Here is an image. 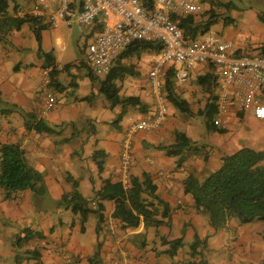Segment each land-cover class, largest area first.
Instances as JSON below:
<instances>
[{
    "label": "crops",
    "instance_id": "1",
    "mask_svg": "<svg viewBox=\"0 0 264 264\" xmlns=\"http://www.w3.org/2000/svg\"><path fill=\"white\" fill-rule=\"evenodd\" d=\"M22 1L13 0V2H9L8 15L10 17L32 16L35 8L32 12L23 14L21 10ZM256 1L259 2L260 6L264 5V0ZM50 2L53 11L59 9L60 0H50ZM15 6H18L17 13L14 11ZM253 10L252 12H255ZM256 13L254 14L256 22L264 25L260 20V16L264 18V15L259 12ZM63 24L54 29L49 20L43 18L36 24L26 23L20 31H13L8 34L5 40H0V110L9 111L7 114L0 115V157L3 145L21 147L25 152L28 165L43 179V187L40 190L19 193L17 198L12 199L13 202L10 203L15 204L17 202L19 204L17 209L22 210L31 201L37 210L32 213L33 219L35 215L41 217V221L36 227L39 229L34 231L29 228L33 233H41L44 238L25 246L31 250L35 247L40 249L41 264H68V257L71 258L70 264H188L191 261L196 264H201V262L217 264L219 261H223V264H264V223L261 222L242 225L237 219L230 221L226 227V234H229L228 239H226V252L223 249L219 250L218 245H213L210 248L207 241L208 247H205V250H208L207 254L202 253L194 259H190V246L187 247V245L194 242L196 235L200 239L206 240L207 238L204 239L206 233L199 231L198 234H195L193 232L186 237H178L177 234L172 235L173 229L186 226V221L197 222L198 225V218L206 220L205 215L199 217L192 195L185 191V183L189 176L194 175L199 181H203L221 168L223 158L229 154L221 152L214 156V153L207 150V145L202 147L197 145L188 151L189 155L184 165L180 169L177 168V159L169 157L162 147L166 148L174 143L176 133L180 132L175 126L180 124L182 120L179 119L178 115L187 113L189 109L184 112V110L176 108L167 99L168 94L165 86L168 80L172 81L175 84V94L181 100L186 101L189 106H191L189 100H195L199 105V114L206 117L205 111L209 98L206 88L201 82L205 77L210 78V74L214 71L215 68L210 65L192 70L188 85L184 86L185 89L179 88L171 73L168 75L171 70L174 73V67H168L164 76V92L169 111L167 121L159 130L138 133L133 140L131 176L137 179H141L144 175L150 176L158 198L170 208L169 219L165 220L166 224L146 228L142 222L137 228L126 229L120 220L113 218L116 210L115 201L99 202L94 200L95 202L91 204V209L96 211L100 207L99 203H101L103 207L101 224L98 216L94 214L95 212L84 223L80 216L74 215L71 210L60 206L64 195L70 194L74 190L73 184L68 181L69 176L79 183L78 190L85 199H94L95 192L103 187L106 180L120 181V154L126 129L131 123L151 119L154 115L156 99L151 92L149 71L153 61L159 57V53L147 51L137 61L136 64L139 65L142 58L146 54L149 55V64L146 65L144 72L145 82L136 80L140 77L138 74L136 77L127 78L123 82L119 81L122 85H127L128 91L126 95H121L122 92H120V96L135 97L141 102V105L122 107L121 113L129 117L122 136L112 137L110 145L103 146L97 132L93 138L94 141L89 143V152L83 149L79 155L74 150L72 152V146L76 147L74 142L79 138L77 135L71 134L67 130L70 129L67 126L81 121L79 117L85 113L86 109L81 111L80 105L85 102L91 103L97 95L93 89L89 96L85 92L82 95V101L85 102H82L79 88L76 86L73 76L68 72V69L63 70L61 62L64 61L65 52L69 50V44L72 43V40L78 39L82 34L88 38L91 37L93 41L99 29L98 27L81 26L86 30L84 33L76 30L77 26L80 27L78 24ZM62 26L64 27L62 28ZM259 32L264 34V27L261 26ZM38 36L41 39L40 44L37 40ZM233 37V34L231 36V33H227L226 42L232 43L239 55L259 53V50L251 52L239 49L235 44L236 39L233 40ZM40 50L42 53L51 54L58 72L53 77L51 87L48 89L54 94L58 104L56 103L57 107L55 106L53 110L47 113L43 112V106L48 90L45 87L42 74L43 70L46 69V63L45 59L39 56ZM80 52L84 53V58L71 65L82 68L85 65L87 68L88 66L85 64L86 50ZM83 77H87V74L83 73ZM94 78L90 80L92 86L95 84L94 82L104 80L95 76ZM218 80V76L213 80L215 86ZM98 94L102 95L101 86ZM214 94H218L217 89ZM261 100L264 102V93ZM191 115L193 116L194 113L189 111V116ZM41 120L54 130L53 134L36 131V123ZM98 121L102 122L100 118ZM85 122H89V119H85ZM245 122L249 126L260 123L262 130L264 128V120H258L253 113L242 112L239 107H234L231 122L226 128L227 132L221 135L229 138L227 141L229 142L231 138L228 136V131L239 130L240 126L246 127ZM204 126L206 131L211 133L207 122ZM262 130L261 134H264ZM258 134L261 138L260 143L264 145V135ZM77 145H80V148L84 147V143L81 141H78ZM253 145L260 148V144ZM246 146V142L242 141L239 145H232L228 150L235 154ZM197 147L201 151L196 152ZM96 151L103 152L101 158L97 159L103 163V172L101 173L97 163L93 160ZM137 155L140 157L139 160L136 159ZM82 169L87 174L85 177H87L89 184L85 185L86 181L82 182L85 178L81 172ZM6 196L7 192L0 189V208L6 203ZM147 198L149 199L148 196ZM45 209L47 210L46 215L41 216L39 212ZM0 215L3 216L1 211ZM35 222L37 223V220ZM25 229L28 228H23V231ZM219 232H215L216 236L219 235ZM164 239L170 242L183 239V242L186 241L187 244L184 243L179 248L176 257L172 259L166 253L169 246L162 244ZM23 247L24 245L18 246V248ZM15 262L16 260H13V264ZM35 263L34 260L29 263L24 261L21 264Z\"/></svg>",
    "mask_w": 264,
    "mask_h": 264
},
{
    "label": "trees",
    "instance_id": "2",
    "mask_svg": "<svg viewBox=\"0 0 264 264\" xmlns=\"http://www.w3.org/2000/svg\"><path fill=\"white\" fill-rule=\"evenodd\" d=\"M10 1L13 2V0H0V40H5L8 34L13 31H20L26 23L36 24L40 20L31 15L23 18L10 17L8 15ZM223 6L229 8L231 5L227 3ZM14 11L15 13L18 12V6H15ZM260 20L264 23L263 16H260ZM177 23L186 31L189 37L195 38L201 33L198 32L199 24L196 23L195 16L181 19ZM208 23L210 24V21ZM37 40L40 44L41 39L39 36ZM147 51L159 53L158 55H160L163 47L158 43L145 41L132 44L114 62L110 75L101 81V93L110 102L111 106L141 105L139 99L135 97L120 96V89L115 87L114 84L117 81L123 82L129 77H135L137 75L136 63L140 60L142 54ZM259 54L264 56V45L259 49ZM39 56L45 59L46 69H52V81L58 72L51 54L42 53L40 50ZM70 67L71 65H67L63 70H69ZM171 71L168 72V75L171 73L173 78L174 73ZM213 72L210 74V78L205 77L204 81L201 82L206 88L209 98L205 115L208 128H214L215 132L225 134L226 129L214 126V119L218 110L217 95L214 94L217 88L213 80L217 78L218 73L216 69ZM88 75L91 79H95L91 71ZM165 89L168 94L167 99L176 108L184 110V112L188 110V103L175 94V84L172 81L168 80ZM7 113L9 111L0 110V115ZM123 116V113H121L120 118ZM209 121H212L211 124ZM35 128L37 132L54 133V130L42 120L36 123ZM194 144L185 134L177 132L174 143L164 148V150L169 157L177 159V168L180 169L186 162L189 155L188 151L192 149ZM198 151L201 150L197 147L196 152ZM102 153V151H96L93 155V160L97 163L100 173L103 172V163L97 161V159L101 158ZM222 162L221 168L206 178L204 182L201 183L194 175H190L185 183V191L187 194L192 195L198 213L208 215L211 225L215 228L219 225L227 227L230 221L234 219L239 220L242 225L264 222V151L257 152L244 148L235 154L225 156ZM68 181L73 184L74 190L72 193L64 195L62 199L63 207L71 210L74 215L80 216L81 221L84 223L95 212L94 214L98 216L101 224L103 207L99 203V209L93 211L91 204L95 202L94 200L99 202L115 201L116 210L113 218L120 220L126 229L137 228L142 222L146 228L158 227L166 224L165 220L169 219L170 208L158 198L152 180L148 175H144L141 179L131 176L130 187L127 190L124 189L120 181L106 180L103 187L95 192V198L90 201L86 200L79 192L77 181L71 176L68 177ZM42 183V176L28 165L25 152L21 147L17 145H3L1 147L0 189L7 192L6 199H10L12 194L25 191L37 192L43 187ZM42 238L44 236L41 233H33L29 229H25L20 241L16 242L15 245L17 247L22 244L24 246L29 245L35 240H42ZM206 243V240H201L196 235L194 242L190 245V259L200 256V247L205 246ZM162 244L169 246L166 253L174 259L179 248L183 245V239L171 242L162 240ZM26 253L28 255L24 258L19 255L15 256L16 264H21L24 261L29 263L33 260L36 261L35 264H41L40 249L37 247L32 250L28 249ZM188 264L196 263L191 261ZM201 264L207 263L201 262Z\"/></svg>",
    "mask_w": 264,
    "mask_h": 264
},
{
    "label": "built area",
    "instance_id": "3",
    "mask_svg": "<svg viewBox=\"0 0 264 264\" xmlns=\"http://www.w3.org/2000/svg\"><path fill=\"white\" fill-rule=\"evenodd\" d=\"M53 11L50 0H39L32 16L48 19L54 29L60 24L98 27L95 39L86 47L85 64L98 79L110 75L114 62L132 44L140 41L158 43L163 47L149 71L151 92L156 99L151 119L133 122L124 133L120 154V182L125 190L130 187L133 163V140L138 133L154 132L167 121L169 111L164 92V76L168 63L174 69V80L184 83L190 72L210 65L218 72L216 84L217 116L214 126L226 129L232 109L251 112L264 120V56L259 53L238 54L232 43L223 41L209 31L189 37L178 25L181 19L195 16L202 6L191 0H60ZM52 69L43 70L46 89L51 87ZM43 106L47 113L56 106L49 90ZM67 263H71L68 257Z\"/></svg>",
    "mask_w": 264,
    "mask_h": 264
},
{
    "label": "rangeland",
    "instance_id": "4",
    "mask_svg": "<svg viewBox=\"0 0 264 264\" xmlns=\"http://www.w3.org/2000/svg\"><path fill=\"white\" fill-rule=\"evenodd\" d=\"M196 4H200L202 6V11L195 15L196 23L199 24L198 32L209 31L212 34H216L219 38L223 41H226V34L231 33L234 35L232 38L233 40L236 39L235 44L236 46L242 50H248L251 52L258 51L260 46L264 44V34L259 32L260 27H264L263 24L257 23L254 14L259 12L260 14L264 15V8L263 6L259 5V2L256 0H191ZM38 0H23L22 1V13L27 14L32 12L35 7L38 6ZM61 3V2H60ZM229 3L231 6L229 8H225L223 5ZM59 6V1H58ZM259 7V8H258ZM252 9H254L252 12ZM257 14V13H256ZM210 21V24L208 23ZM232 21V22H230ZM208 23V24H207ZM208 26H207V25ZM64 25V24H63ZM64 26H62L63 28ZM76 30L79 32L86 33V30L81 26H77ZM257 34H256V33ZM92 42V38H88L86 35L80 34L78 39L72 40V43L69 44V50L65 52V59L61 62V66L64 68L66 65L75 64L78 60L84 58V53L80 51H85L86 47ZM8 45H10L8 43ZM149 55L146 54L140 64H136V72L139 78H135L136 80L145 82L144 72L146 65L149 64L148 62ZM75 61H71V60ZM135 62V61H134ZM136 63V62H135ZM74 67V68H72ZM84 68L79 66L71 65L68 72L73 76L75 80L76 86L79 88V94L81 96V101L83 100V94L86 92V95L91 94V90L97 95L95 99L91 101V103L85 102L84 104L80 105L81 111L85 110V113L80 115V122L74 124H68L67 129L71 134H75L78 136L79 140L75 141V146H72V152H77L80 155V151L86 149L89 152L90 145L89 143L94 141L93 138L96 133H99V139L103 143V146H109L110 140L113 137L122 136L127 124L129 117L128 115H124L120 118L121 110L123 106H111L110 102L105 98L104 95L98 94V90L101 86V82L96 81L94 82L93 86L90 84L89 79V69L83 65ZM168 67L178 68L175 64L168 63L166 65ZM83 73L87 74V77H83ZM134 77V76H133ZM136 77V76H135ZM68 78V77H67ZM132 78V77H129ZM128 78V79H129ZM141 79V80H140ZM134 81V80H131ZM187 80L184 83H177L179 88L185 89L184 86L188 85ZM93 83V82H92ZM66 84V83H65ZM90 86L88 87V85ZM115 87H117L119 92H122L121 95L128 94L127 92V85H122L119 81L115 82ZM123 87V88H122ZM184 87V88H183ZM95 95V96H96ZM61 97H64L61 95ZM60 99V98H59ZM58 99L59 103L60 100ZM190 105L189 110L187 113L183 115H178L180 124H177L175 128L177 131L185 134L188 138H190L193 142H197L194 146L200 145H207V150L211 153H214V156L219 155L221 152H225V156H230L232 153L228 150L232 145H239L240 142L245 141L247 146L242 147L241 149L248 148L254 151H264V145L260 143L261 138L259 134H261L262 126L260 123H255V126H249L248 123H244L246 127H239L238 129L229 130L228 136L231 138L229 142L226 136L219 134L218 132L214 131L212 128L208 133L204 126L205 122H207L206 117H203L199 114V105L196 103L195 100H189ZM58 104V103H57ZM129 106V105H128ZM57 107V105H56ZM189 111L193 112L194 115L189 116ZM98 118L102 120V122L98 121ZM85 119H89V122H85ZM212 121H209L211 124ZM75 125V126H74ZM62 128V127H60ZM264 132V128L262 130ZM248 134V135H245ZM261 135H264L263 133ZM81 141L84 143V147L80 148V145H77V142ZM253 144H260V148L257 145ZM92 146V145H91ZM192 146V147H194ZM163 150L165 147H162ZM240 149V150H241ZM162 150V151H163ZM239 151V150H238ZM78 156V155H74ZM89 156V154H88ZM139 155H137L136 159L139 160ZM136 161V160H135ZM134 167V166H133ZM73 172V171H72ZM82 174L84 177L87 175L84 173L82 169ZM200 181L201 183L204 182ZM89 184L87 177H85L82 182ZM73 192V191H72ZM71 192V193H72ZM17 194H12L10 199L5 200V204L2 205L0 208L1 213L3 216L0 215V264H13V260H15V256L19 255L21 258L26 257V252L28 246H24L23 248H18L15 244L16 242L20 241V237L23 234V228H32V230L36 231V228L39 221H41V217L36 216L33 219L32 213L36 212L35 205L30 201L27 204V207L22 208V210H18L19 204L15 202V204H10L12 199L17 198ZM86 200H93L86 199ZM15 201V200H14ZM60 206H64L62 201L60 202ZM12 207V209H11ZM39 212V211H38ZM41 216H45L47 210H41ZM69 215H71L69 213ZM199 217L202 214H199ZM206 220H200L198 218V225L197 222H190L186 221L187 225L183 226L182 228L176 227L172 231V235L177 234L179 236H187L188 234H198L197 232L202 231L206 233V241L209 242V247L212 248L213 245H218L219 250L226 252V242L228 239L229 234H226V226H218L215 228L211 225L210 217L208 215L204 216ZM44 218V217H43ZM39 219V220H38ZM37 220V223L35 222ZM10 221V222H9ZM262 224L264 222H261ZM22 225V226H20ZM211 227H210V226ZM30 227V228H29ZM220 231L219 235L216 236L215 232ZM203 238V237H201ZM195 239V238H194ZM167 241L166 239H164ZM202 240V239H201ZM170 242V241H169ZM22 243V242H21ZM20 243V244H21ZM187 244L186 241L183 244ZM23 245V244H22ZM229 245V243H228ZM190 245H187V247ZM206 245H202L200 247V253L207 254L208 250H205L207 247ZM206 247V248H205ZM46 251V250H45ZM43 252V250H42ZM225 254V253H224ZM226 256V254H225ZM34 261V260H33ZM16 264V262H15ZM215 264V263H213ZM217 264H223V261H219Z\"/></svg>",
    "mask_w": 264,
    "mask_h": 264
}]
</instances>
